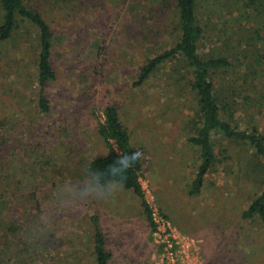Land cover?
<instances>
[{"label": "rangeland", "instance_id": "rangeland-1", "mask_svg": "<svg viewBox=\"0 0 264 264\" xmlns=\"http://www.w3.org/2000/svg\"><path fill=\"white\" fill-rule=\"evenodd\" d=\"M27 1V0H25ZM51 38L54 80L38 108L34 31L0 43V264H95L93 225L108 264H160L141 200L88 172L107 148L98 134L106 107L140 156L149 208L202 264H264V224L243 218L264 191V162L242 143L212 134L214 162L199 194L197 100L187 68L163 64L135 86L142 67L179 41L174 0H30ZM201 58L232 67L210 80L222 118L264 136V0H196Z\"/></svg>", "mask_w": 264, "mask_h": 264}, {"label": "trees", "instance_id": "trees-1", "mask_svg": "<svg viewBox=\"0 0 264 264\" xmlns=\"http://www.w3.org/2000/svg\"><path fill=\"white\" fill-rule=\"evenodd\" d=\"M30 0H0V43L9 41L19 32L21 26L34 31L37 42L36 72L38 91V108L48 112V102L44 96V88L54 80L51 67V32L43 15L27 4ZM178 13L179 41L171 49L148 61L141 69L135 86L145 83L163 64L176 61L190 72V86L197 100L198 124L195 135L189 142L198 149L200 165L189 191L197 195L203 184V178L210 171L214 162L212 134L221 135L224 139L242 143L254 151L257 158L264 162V136L256 128L239 131L231 122L222 118L221 108L215 96L214 86L210 76L214 71L232 67L225 57L203 59L198 53V44L203 37V30L197 22L196 0H174ZM98 134L107 148L103 157L94 158L88 167V172L100 186L109 183L120 185L123 189L133 192L141 200V206L146 215L151 230L153 223L151 211L145 201L141 185L142 165L140 156L132 147L130 137L121 124L117 110L106 107L103 111V121L98 126ZM258 216L264 224V191L254 199L243 218L251 219ZM93 225V255L95 264H108L110 254L105 250L104 239L97 224V218L92 217Z\"/></svg>", "mask_w": 264, "mask_h": 264}, {"label": "built area", "instance_id": "built-area-1", "mask_svg": "<svg viewBox=\"0 0 264 264\" xmlns=\"http://www.w3.org/2000/svg\"><path fill=\"white\" fill-rule=\"evenodd\" d=\"M150 211L160 264H202L193 241L176 237L169 223L155 211Z\"/></svg>", "mask_w": 264, "mask_h": 264}]
</instances>
